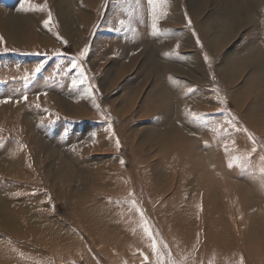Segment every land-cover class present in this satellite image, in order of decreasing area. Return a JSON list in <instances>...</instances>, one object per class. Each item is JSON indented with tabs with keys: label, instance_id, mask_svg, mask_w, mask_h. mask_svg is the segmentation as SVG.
Returning <instances> with one entry per match:
<instances>
[{
	"label": "rangeland",
	"instance_id": "374dc122",
	"mask_svg": "<svg viewBox=\"0 0 264 264\" xmlns=\"http://www.w3.org/2000/svg\"><path fill=\"white\" fill-rule=\"evenodd\" d=\"M145 257L264 264V0H0V264Z\"/></svg>",
	"mask_w": 264,
	"mask_h": 264
},
{
	"label": "snow or ice",
	"instance_id": "6c2138e0",
	"mask_svg": "<svg viewBox=\"0 0 264 264\" xmlns=\"http://www.w3.org/2000/svg\"><path fill=\"white\" fill-rule=\"evenodd\" d=\"M25 3L31 5L32 0H25ZM158 19H159V18L156 17V16H155V13H154V23H153V25H152V27H153L154 30H156L157 27H158V25H157V23H156V21H157ZM121 25L123 26V22H122V21H121ZM85 53H86V50H85L84 52H81V56L85 55ZM72 67H73V68H76L77 65H76L75 63H73ZM36 71L38 72V71H39V68H37ZM229 166L231 167L232 165L230 164ZM132 204H133V206H135V202H134V201L132 202ZM137 210H138V211H141V210H139V209H137ZM141 215H142V211H141ZM145 232H146L147 236L149 237V239H152V232H151L150 227H146V228H145ZM151 247H152L153 252L156 253L157 250H158V246H157V243H156V241H155L154 239H152V245H151ZM147 259H148V258L145 257V264H147ZM241 264H243L242 259H241Z\"/></svg>",
	"mask_w": 264,
	"mask_h": 264
},
{
	"label": "bare ground",
	"instance_id": "6f19581e",
	"mask_svg": "<svg viewBox=\"0 0 264 264\" xmlns=\"http://www.w3.org/2000/svg\"><path fill=\"white\" fill-rule=\"evenodd\" d=\"M106 224V223H105ZM105 224H104V228H102V230L100 231V233L102 234V237H107L106 235H107V227H105ZM100 225H102V223H100ZM48 229L47 230H49L50 229V227H47ZM105 230H106V232H105ZM39 231V230H38ZM59 233V232H58ZM59 235H60V233H59ZM60 238V239H59ZM57 240H64V238H62V237H58V238H56Z\"/></svg>",
	"mask_w": 264,
	"mask_h": 264
},
{
	"label": "crops",
	"instance_id": "0c3cea01",
	"mask_svg": "<svg viewBox=\"0 0 264 264\" xmlns=\"http://www.w3.org/2000/svg\"><path fill=\"white\" fill-rule=\"evenodd\" d=\"M104 239H106V237Z\"/></svg>",
	"mask_w": 264,
	"mask_h": 264
}]
</instances>
